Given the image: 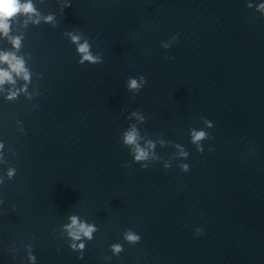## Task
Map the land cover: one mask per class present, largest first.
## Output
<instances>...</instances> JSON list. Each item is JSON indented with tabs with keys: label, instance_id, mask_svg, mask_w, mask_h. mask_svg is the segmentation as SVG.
Returning a JSON list of instances; mask_svg holds the SVG:
<instances>
[{
	"label": "clouds",
	"instance_id": "1",
	"mask_svg": "<svg viewBox=\"0 0 264 264\" xmlns=\"http://www.w3.org/2000/svg\"><path fill=\"white\" fill-rule=\"evenodd\" d=\"M70 6V3H66L64 5V8L66 9L67 7ZM261 8H264V5L260 6ZM35 13V9L33 7V4L31 0H24L22 3L21 0H0V36H5L7 37L10 31V21L17 17L18 14H23V15H31ZM49 20L52 19V17L48 18ZM78 37H73V41H77ZM11 43L14 48H19L20 46V38L16 37L11 40ZM79 52L83 54V57L81 59V63L84 62V60H88L91 63H96L98 58L91 56V54L88 51V46L87 44L81 45L79 47ZM0 64H7L8 67L7 69L5 68H0V86H3L6 82L7 83H14L13 79V73L16 74V76H22V78L25 81H28L30 79V76L27 72V70L24 67V61L22 58H18L14 53L12 52H0ZM145 82V78L141 77L140 78V83L137 82L136 79H129L128 81V87L129 89H138L141 87L142 83ZM16 96V93H10L8 97H6L9 100L14 99ZM135 115V113H133ZM205 136L204 132H200L195 139L200 140ZM136 142V133L135 130L133 129L132 131L126 133L125 135V143L127 144H135ZM150 147L152 145H149ZM147 156V153L140 149L137 148V155L135 156V159L137 161L145 159ZM185 170H188V166L184 165L183 166ZM14 174V170L10 169L9 170V177ZM72 220L73 224L77 223V220L75 217H70ZM95 229L91 226H86V225H81L80 226V231L83 233L85 237H87L89 240L92 238L91 233ZM199 234H203L202 230H198ZM70 235L76 239H80V235L76 232L70 233ZM126 239L129 240L130 242H136L140 240V237L137 235H134L132 233H128L126 236ZM73 249H75L76 245H72ZM79 248L81 250L84 249V244L81 243L79 245ZM113 252L114 253H119L122 249L120 245H113L112 246ZM81 258H82V252H81ZM30 260L34 261L35 257L30 256Z\"/></svg>",
	"mask_w": 264,
	"mask_h": 264
}]
</instances>
